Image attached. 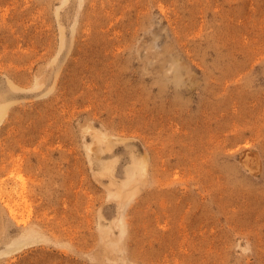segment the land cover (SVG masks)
<instances>
[{
	"label": "rangeland",
	"instance_id": "obj_1",
	"mask_svg": "<svg viewBox=\"0 0 264 264\" xmlns=\"http://www.w3.org/2000/svg\"><path fill=\"white\" fill-rule=\"evenodd\" d=\"M0 108V264H264V0H0Z\"/></svg>",
	"mask_w": 264,
	"mask_h": 264
},
{
	"label": "bare ground",
	"instance_id": "obj_2",
	"mask_svg": "<svg viewBox=\"0 0 264 264\" xmlns=\"http://www.w3.org/2000/svg\"><path fill=\"white\" fill-rule=\"evenodd\" d=\"M2 111V109L0 108V112ZM19 179H21V177H19ZM10 213L12 214V211H10Z\"/></svg>",
	"mask_w": 264,
	"mask_h": 264
}]
</instances>
